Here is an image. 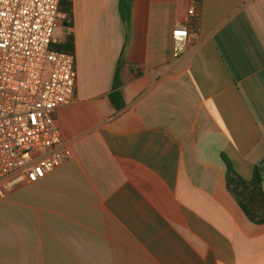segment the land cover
<instances>
[{"label":"crops","instance_id":"1","mask_svg":"<svg viewBox=\"0 0 264 264\" xmlns=\"http://www.w3.org/2000/svg\"><path fill=\"white\" fill-rule=\"evenodd\" d=\"M66 1L72 156L0 201V264H264L222 159L246 181L264 160V0H200L176 58L189 0H131L128 28L118 0Z\"/></svg>","mask_w":264,"mask_h":264},{"label":"built area","instance_id":"2","mask_svg":"<svg viewBox=\"0 0 264 264\" xmlns=\"http://www.w3.org/2000/svg\"><path fill=\"white\" fill-rule=\"evenodd\" d=\"M61 0H0V201L71 158L55 123L74 96V54L50 49ZM200 0L171 32L178 57L195 34Z\"/></svg>","mask_w":264,"mask_h":264},{"label":"trees","instance_id":"3","mask_svg":"<svg viewBox=\"0 0 264 264\" xmlns=\"http://www.w3.org/2000/svg\"><path fill=\"white\" fill-rule=\"evenodd\" d=\"M130 3L131 0H118L119 17L126 28H128L130 20ZM70 18L71 5L68 1L61 0L59 4V22L64 24V26H69ZM50 49L73 54V36L69 34L61 42H52ZM122 55L123 49L120 54V63H122ZM119 85L120 82L116 77L113 83V91L109 94L110 102L116 110H119L123 105L121 94L118 90ZM222 159L226 166L225 179L227 188L238 202L241 210L251 222L256 224L264 223V193L262 190L264 160L253 166L251 179L246 181L237 175L224 155H222Z\"/></svg>","mask_w":264,"mask_h":264},{"label":"rangeland","instance_id":"4","mask_svg":"<svg viewBox=\"0 0 264 264\" xmlns=\"http://www.w3.org/2000/svg\"><path fill=\"white\" fill-rule=\"evenodd\" d=\"M61 30H62V25H60V22L58 23L57 27L55 28L54 32H53V42H60L61 39Z\"/></svg>","mask_w":264,"mask_h":264},{"label":"water","instance_id":"5","mask_svg":"<svg viewBox=\"0 0 264 264\" xmlns=\"http://www.w3.org/2000/svg\"><path fill=\"white\" fill-rule=\"evenodd\" d=\"M263 166H264V162H263Z\"/></svg>","mask_w":264,"mask_h":264}]
</instances>
